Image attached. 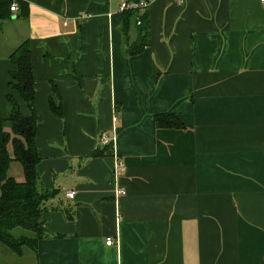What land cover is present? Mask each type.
I'll return each instance as SVG.
<instances>
[{
  "label": "crops",
  "instance_id": "0c3cea01",
  "mask_svg": "<svg viewBox=\"0 0 264 264\" xmlns=\"http://www.w3.org/2000/svg\"><path fill=\"white\" fill-rule=\"evenodd\" d=\"M10 1L17 9L0 19V117L7 93L28 114L7 88V55L28 40L35 172L54 194L39 214L36 251L0 246V264H262L260 0H150L149 44L129 56L124 0ZM165 111L184 129L158 127L152 116ZM101 132L114 136L113 148L86 157L101 151ZM113 154L124 164L115 181Z\"/></svg>",
  "mask_w": 264,
  "mask_h": 264
},
{
  "label": "trees",
  "instance_id": "16d2710c",
  "mask_svg": "<svg viewBox=\"0 0 264 264\" xmlns=\"http://www.w3.org/2000/svg\"><path fill=\"white\" fill-rule=\"evenodd\" d=\"M134 1L138 0H126ZM19 15L25 16L27 4L19 1ZM10 0H0V19L10 13ZM148 8L127 7L121 10L123 17L121 33L124 41L122 54L125 56L138 54L149 44ZM140 24L136 25V20ZM136 29L135 39L129 40V31ZM7 59L13 68L8 71L7 88L17 92L28 110L22 115L18 103L10 93L5 95L10 105L9 114L0 117V246L8 248L15 256H22L25 250L36 251V241L44 233L39 214L45 209L48 197L54 191H46L38 186V175L35 165L39 161L34 144L37 115L34 110L35 89L32 85L30 44L23 40L12 49ZM49 110L60 117L61 105L55 106L49 99ZM153 122L162 128L184 129L175 113L160 112L152 116ZM101 151L91 152L86 157L100 156L102 150L109 148L98 144ZM17 163L22 173V180L17 181L8 174L11 163ZM69 219L73 217L68 208H63Z\"/></svg>",
  "mask_w": 264,
  "mask_h": 264
},
{
  "label": "built area",
  "instance_id": "2783aa9c",
  "mask_svg": "<svg viewBox=\"0 0 264 264\" xmlns=\"http://www.w3.org/2000/svg\"><path fill=\"white\" fill-rule=\"evenodd\" d=\"M181 1V0H179ZM261 2V5L262 7H264V0H260ZM150 3V0H138L137 2H134V1H126L124 0L121 4H120V7L119 9L120 10H123V9H127V7H138L140 9L142 8H147L148 5ZM17 9V4L16 2H12L9 6V11L10 12H13L14 10ZM136 25H139L140 22L139 20L137 19L136 20ZM98 142L101 146H108L110 149L113 148V144H114V136H107L104 132H101L99 135H98ZM114 156V161H113V165H112V179L115 181L119 174L124 170V164H123V161L122 159L119 157H116L114 154L112 155ZM124 193V190L120 187V188H116V194H122ZM74 195V192L71 191V190H68L64 193V196L68 199H71ZM105 244L106 245H111L114 243L113 239L110 238V237H107L105 239ZM262 264H264V259H263V262Z\"/></svg>",
  "mask_w": 264,
  "mask_h": 264
},
{
  "label": "rangeland",
  "instance_id": "374dc122",
  "mask_svg": "<svg viewBox=\"0 0 264 264\" xmlns=\"http://www.w3.org/2000/svg\"><path fill=\"white\" fill-rule=\"evenodd\" d=\"M19 170H20L19 165L17 163L13 162V163H11V166L8 169V173L15 176L18 179L20 177L18 175ZM16 171H17V173H16Z\"/></svg>",
  "mask_w": 264,
  "mask_h": 264
}]
</instances>
